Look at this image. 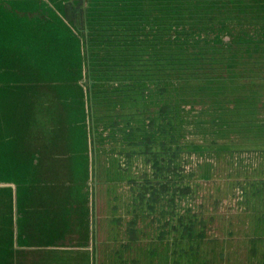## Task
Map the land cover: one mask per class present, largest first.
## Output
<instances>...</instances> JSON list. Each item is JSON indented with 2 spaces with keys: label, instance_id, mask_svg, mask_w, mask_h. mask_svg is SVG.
Returning a JSON list of instances; mask_svg holds the SVG:
<instances>
[{
  "label": "trees",
  "instance_id": "trees-1",
  "mask_svg": "<svg viewBox=\"0 0 264 264\" xmlns=\"http://www.w3.org/2000/svg\"><path fill=\"white\" fill-rule=\"evenodd\" d=\"M14 8L0 7V65L24 77V117L9 105L25 143L4 155L16 169L30 150V187L50 189L40 231L61 220L80 264H264V0H89L82 24L70 3L66 20ZM62 154L61 176L47 158Z\"/></svg>",
  "mask_w": 264,
  "mask_h": 264
},
{
  "label": "water",
  "instance_id": "water-1",
  "mask_svg": "<svg viewBox=\"0 0 264 264\" xmlns=\"http://www.w3.org/2000/svg\"><path fill=\"white\" fill-rule=\"evenodd\" d=\"M29 0H0V7L4 6L18 14H23L20 9H15V5H24ZM40 10H56L60 5L65 12L67 19V9L70 3L71 15L76 23L78 19V9L80 8L81 20L86 16L89 0H34ZM74 1V2H73ZM83 5L80 7V5ZM2 5V6H1ZM61 16L60 9L56 10ZM0 65V264H80L88 261V253L77 252L78 248L66 246L67 242L78 241L75 234L70 230H65L61 220L48 219L50 232L48 234L46 225L40 231L39 207L35 204L42 200L49 199L50 189L47 187L42 194L33 191L27 179L25 166L31 157L28 150L23 156L17 157L16 169L8 160L4 153H12L13 143L17 144L16 154L20 155L24 151V129L19 126L14 130L12 120V110L9 101L16 102V119L24 117L23 103L24 94L22 85L24 77L20 73L13 77L9 73L8 63L2 61ZM92 147V142H91ZM30 147H25L29 149ZM90 152V178L94 186L99 185L98 167L99 159L96 153ZM33 163H41L40 151L35 152ZM53 168V167H52ZM51 168V169H52ZM58 169V168H55ZM94 174V178L93 177ZM34 176H39L36 173ZM41 177H52L48 168L41 171ZM93 195L92 187L89 192L90 204ZM57 224L58 233L53 234L52 228ZM44 226V223H43ZM41 232V234H40ZM63 234L66 240L63 243L53 242ZM85 248V250H87ZM86 253V252H85Z\"/></svg>",
  "mask_w": 264,
  "mask_h": 264
},
{
  "label": "rangeland",
  "instance_id": "rangeland-1",
  "mask_svg": "<svg viewBox=\"0 0 264 264\" xmlns=\"http://www.w3.org/2000/svg\"><path fill=\"white\" fill-rule=\"evenodd\" d=\"M51 103H52V110L56 114V117L60 118V115H59V111H60L64 118H76L75 113L71 109L66 108L65 105H61V101H60V99H59V97L57 95H54L52 97V102ZM47 160H54V161L57 162L55 164V168H58L59 166L61 167V174H59L58 171H57V173L59 175L62 176V175H64L67 172V167H66L65 163L68 160V158L66 157V155L62 154V155H60L58 157H48ZM104 163L105 164H110V165L112 164L110 159L104 160ZM240 169L241 170L248 169V166L242 167ZM55 170H57V169H55ZM219 170H220V173L224 176L226 174L227 168L225 166H223ZM80 175H81V172L78 171L77 172V176H80ZM233 179H236V178H233ZM225 185L226 184H224V183L209 184V185H206L202 190H204V191H214L215 192L216 190H220V187H223ZM116 188H117V186L114 187V189H116ZM216 199H218V198H216ZM226 200H228V199H224L223 202L226 201ZM212 202H210V203H212Z\"/></svg>",
  "mask_w": 264,
  "mask_h": 264
},
{
  "label": "flooded vegetation",
  "instance_id": "flooded-vegetation-1",
  "mask_svg": "<svg viewBox=\"0 0 264 264\" xmlns=\"http://www.w3.org/2000/svg\"><path fill=\"white\" fill-rule=\"evenodd\" d=\"M82 6L83 5L81 4L80 7H82ZM78 18L81 21V22L79 21V24H82V20H81V17H80V8L78 9ZM85 18H86V16H85ZM85 18L83 20H85ZM83 23H84V21H83ZM90 84H91V81H90ZM240 195H241V191L240 190H237L236 197H239V199H240ZM207 203L211 205V203L209 202V200H207ZM237 203H238V200H237ZM236 207L237 206H235V209H234L235 210L234 211V215H235V218L237 219L238 216H239L240 210H236Z\"/></svg>",
  "mask_w": 264,
  "mask_h": 264
}]
</instances>
